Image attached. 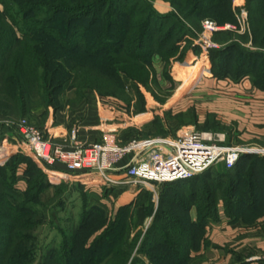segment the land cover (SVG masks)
<instances>
[{
	"label": "trees",
	"instance_id": "1",
	"mask_svg": "<svg viewBox=\"0 0 264 264\" xmlns=\"http://www.w3.org/2000/svg\"><path fill=\"white\" fill-rule=\"evenodd\" d=\"M245 2L249 5L250 42L254 49L243 46L240 39L244 36L217 31L214 36L229 38L208 50L209 62L216 78L228 77L234 81L248 77L255 86L264 89V52L260 51L264 50V0ZM169 3L170 11L160 14L145 0H0V85L13 86L7 91V110L13 109L19 116H25L33 98L37 97L39 105L43 104L46 111L55 103L58 94L67 89L74 91L78 101L84 92L92 91L104 103L119 99L129 107L125 78L148 88L149 79H154L153 58L158 56L166 66L177 56L182 41L184 50L190 47L191 42L184 36L189 34L195 38L189 25L199 30L200 23L195 20L198 14L207 7L219 8L229 17L234 13L230 0H185L186 8L180 0ZM246 39L244 42L249 36ZM199 50L198 46L192 47L194 54L198 55ZM260 80L263 86L258 85ZM53 108L55 111L61 109L59 105ZM3 153L0 149V156ZM11 159L17 160L11 170L14 182L18 167L25 165V196L31 197L35 190L39 192L43 188L44 175L39 173L32 178L29 168L39 164L20 154ZM218 166L220 164L186 180L158 184L160 207L139 252L162 247L172 251L176 242L168 228L176 227L177 222L165 207L181 206L192 224L188 215L199 205L196 195L203 183L208 182L216 193L221 192L220 199L230 206L239 194L238 181L247 175L246 187L253 192L250 199L257 196L254 183L257 176H262L264 181V159L256 154L242 155L231 169H225L223 164V169ZM3 175L1 172L0 176ZM63 193L62 190L55 193L51 207L43 208L42 205L50 214L44 212L38 220L35 214L39 209H31L28 203L32 197L16 206L8 200V194L1 191L0 264H128L130 252L121 249L123 245L119 240L109 238L108 230L100 235L93 233L91 240L90 237L77 240L74 235L69 237L62 232L61 243L53 246L51 251L46 249L39 239L40 230L44 223L51 224L54 220L47 221L56 211L54 207L60 204ZM179 194L183 195L180 200ZM197 237L199 235L194 232L187 234L186 251L174 259V264H183L187 260L188 250L199 241ZM130 264L144 262L137 257Z\"/></svg>",
	"mask_w": 264,
	"mask_h": 264
},
{
	"label": "rangeland",
	"instance_id": "2",
	"mask_svg": "<svg viewBox=\"0 0 264 264\" xmlns=\"http://www.w3.org/2000/svg\"><path fill=\"white\" fill-rule=\"evenodd\" d=\"M145 1L153 4L156 11L160 14L169 12L172 7L169 3L170 0ZM174 1L178 2L179 0ZM230 1L234 12L233 16L231 15L232 17H229L216 7H207L195 17V20L200 23L199 30H194L189 25V29L195 34V38L190 37L189 34L184 36V39L191 42L190 47L184 50L182 47L185 46V43L182 41L177 56L174 57V60L169 65L165 66L164 63H161L158 56L153 58V70L155 73L154 79L152 77L149 79L148 88L125 78L124 89H126V97L130 100L129 107L126 106L124 100L125 104L122 100L118 101L119 99L105 101L116 107L120 103L122 109L126 110L128 117L134 120L133 122H145L140 130L133 131L134 134L128 132L132 139H174L177 130L182 127L181 124L186 120L188 121V118L183 115L180 117L181 121L175 122V115L172 114L171 108H168L172 106L171 103L174 100L167 101V98L173 92H176L180 84H183V87L177 93L178 96L183 95L184 92L192 88L193 84L200 77H203L204 74L212 73L213 75L208 50L219 46V42L221 43L229 38V36L223 35L214 36L215 33L211 35L205 34L202 26L205 20L216 22L220 26H233L231 30L225 29L222 31L235 36L243 34L240 36H244V38L240 40L248 46V49H254L250 44L252 23L251 19H249V5L247 6L245 0ZM180 2L185 8L188 6L185 0H180ZM243 10H245L247 19H245V23L241 19ZM215 17L216 19L214 20ZM241 28L246 30L243 31ZM246 36H249V40L244 42L247 40ZM202 40H205L210 47L208 50L204 48V52H202L203 50L200 47V41ZM214 40H217L218 43H215ZM193 46H198L200 49L198 55L192 52ZM256 50L258 51L259 49ZM260 51L264 52V50ZM179 55L182 56L180 57ZM259 84L263 86L261 80L258 81ZM257 88L264 90L260 87ZM11 89H13L11 84L5 85L3 83L0 85V140L3 138L1 132L8 131L11 133L8 137L11 142L15 143L18 142L19 136L13 124L18 120L24 118L30 125H35L45 130L50 121L53 120L54 105H59L62 109L61 112L67 110L73 112L74 109L79 108L78 106L82 102V99L78 101L75 94L73 98H70L72 89H67L66 92L56 93L58 94L57 100H55V103L50 104L46 111L42 108L43 104L39 105L38 98L35 97L28 114L19 116L13 109L7 110L9 103L7 91ZM85 93L88 94L87 91ZM189 96H191V93ZM162 100H164L163 103L161 102ZM135 115H139V117L134 118ZM3 122L5 124L8 123L6 124L8 126L2 125L1 123ZM218 127L220 129L217 131L212 128L210 123L208 127L196 129L200 132L208 131L230 136L231 126L220 125ZM3 142L5 143L4 149L7 150L8 145L5 141L1 140L0 146ZM226 142L234 144L231 147L251 146L252 144L264 147L262 142L241 143L231 142L228 139ZM256 156L264 159V155L256 154ZM16 162L17 160L15 159L7 158L0 164V173L4 174V180L8 188H11L14 183L11 170ZM29 168L31 169L32 178L37 177L39 173L44 175L43 188L39 190L40 193L36 192L37 190L32 191L33 193L30 194L31 198L27 197V195L25 196V192L22 195V193L17 194L9 190L2 191L8 194V200L16 206L21 204L26 198H31L28 203L31 209H39L37 210L39 213L35 214V216L38 215V220L41 219L42 213L48 212L43 208L51 207V202L56 197L55 193L60 190L64 192L63 197L58 202L60 204L54 207L56 211L52 214V217L49 216L47 221L49 219L52 220V218L54 220L51 224L44 223L40 230L39 239L46 245V249L50 251L53 246H58L61 243L62 232L69 237L74 235L77 240L86 239L87 237H90L89 240H91L92 236L90 235L93 233L100 235L108 230L109 238L119 240L123 245L121 249L130 252L128 264L137 257L144 264H174L176 261L174 259L177 256H182V253L186 251L187 234L194 232L196 236L199 235L200 238L197 237L199 241L193 244L191 250H188V258L183 264H264V181H262V176L256 177L255 185H253L256 187L257 196H253V194V200H251L250 197L253 192L246 187L248 178L247 175H244L238 181L239 194H236L234 198L232 203L234 205L230 206L226 204V200L224 201L223 199L222 201L220 199L222 197L221 192L216 193L208 182L203 183L201 187H198L199 192L196 195V198H199V205L198 207H193L188 215L192 224L188 222L187 214L181 206L174 207L176 205H170L165 207L167 211H170L173 219L176 220L175 222H177L176 227L170 226L168 228L172 239L176 242V246L172 248L171 252L162 247L154 251L141 253L138 249H141V244L147 231L155 223L154 219L160 207L161 194L159 185L154 186L152 190H144L135 189V186L126 182L119 186L104 185L94 191L84 187L82 182L75 183L68 178V175H61L60 180L54 182L53 174H51V177L45 173V169L40 165L36 167L30 165ZM217 168L219 169L220 167L218 166ZM88 181L86 180L85 183H88ZM182 198L183 195L181 194L179 200ZM214 200L216 201L215 203H213ZM181 203L183 202L181 201ZM203 224L205 225L204 228L202 227ZM109 247L104 249H109ZM99 251L103 252V250ZM176 253L177 255H175Z\"/></svg>",
	"mask_w": 264,
	"mask_h": 264
},
{
	"label": "built area",
	"instance_id": "3",
	"mask_svg": "<svg viewBox=\"0 0 264 264\" xmlns=\"http://www.w3.org/2000/svg\"><path fill=\"white\" fill-rule=\"evenodd\" d=\"M243 11L241 19L245 23L246 13ZM202 26L208 35L233 28L210 20H205ZM205 40L200 41L202 52L204 48H210ZM13 125L19 136L18 142L5 140L7 150L2 143L0 149L4 153L0 156V164L14 147L16 152L38 162L46 173L51 167L60 165L69 176L97 175L101 185L119 186L127 182L152 189L158 184L186 180L218 164L231 169L242 155H264V147L255 144L225 146L222 144L225 141L223 134L200 132L192 126L179 129L174 139H132L123 144L117 142L113 134H105L101 142L83 144L74 140L76 130H72L73 144L65 147L52 141L46 130L30 125L24 118ZM118 172L124 175V179L112 178V174Z\"/></svg>",
	"mask_w": 264,
	"mask_h": 264
},
{
	"label": "crops",
	"instance_id": "4",
	"mask_svg": "<svg viewBox=\"0 0 264 264\" xmlns=\"http://www.w3.org/2000/svg\"><path fill=\"white\" fill-rule=\"evenodd\" d=\"M243 46L248 47L245 44ZM182 87L183 84H180L176 92H173L167 98V101L174 100L171 103L174 108L171 105L168 108H171L172 114L175 115V122L181 121L180 117L183 115L188 118V121L186 120L181 124V128L184 126L201 128L209 126L211 123L212 128L216 130L218 126L226 125L231 126L232 130H230V136L224 135L225 141L222 144H225V146L234 145L227 143V139L231 142L264 143V90L257 88L251 79L242 77L233 81L228 77L216 78L212 73H208L200 77L192 88L184 92L183 95L178 96L177 93ZM87 92L88 94L83 95L84 99L82 98L79 108L74 109L73 112L69 110L61 112L62 109H60L53 113V120L45 129L48 135L51 136L52 141L65 147L72 146V130H76L74 140L83 144L101 142L105 134L115 135L117 142L121 144L132 140V136L128 132L134 134L133 131L140 130L145 122H133L134 120L128 117L126 110L122 107L104 103L92 91ZM190 93L191 96L188 97ZM70 94H72L69 95L70 98H73L75 93L72 91ZM137 117L139 115L134 116V118ZM1 133L3 137L1 140L11 142L8 137L11 133L8 131H2ZM17 154L22 155L16 152L14 147H11L10 154L6 159H11L12 156ZM23 156L27 157L28 155ZM123 163H125V160ZM24 168V164L18 167L15 174L16 180L11 188L5 186L4 177L0 176V193L2 190H9L24 195L27 182V177L23 175ZM47 174L50 176L53 174V177H51L54 182L60 180L61 175H67L60 165L51 167ZM68 178L75 183L82 182L84 187L94 191L104 185L107 186L106 184L100 185V179L97 175L81 174L69 176ZM112 178L115 180L124 179V175L118 172L112 174ZM86 180H89L88 183H85ZM132 185L135 186V189L152 190L154 188V186L150 189L138 184Z\"/></svg>",
	"mask_w": 264,
	"mask_h": 264
}]
</instances>
